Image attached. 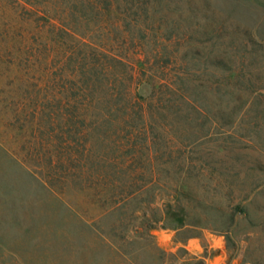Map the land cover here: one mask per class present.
Masks as SVG:
<instances>
[{
  "label": "rangeland",
  "instance_id": "374dc122",
  "mask_svg": "<svg viewBox=\"0 0 264 264\" xmlns=\"http://www.w3.org/2000/svg\"><path fill=\"white\" fill-rule=\"evenodd\" d=\"M110 1L73 23L126 57L147 130L109 117L103 176L81 178L62 163L67 114L38 134L36 80L15 78L41 18L0 0V264H264V0Z\"/></svg>",
  "mask_w": 264,
  "mask_h": 264
},
{
  "label": "trees",
  "instance_id": "16d2710c",
  "mask_svg": "<svg viewBox=\"0 0 264 264\" xmlns=\"http://www.w3.org/2000/svg\"><path fill=\"white\" fill-rule=\"evenodd\" d=\"M20 1L22 6L31 12L32 18H41L36 29V45L25 44L23 38L22 43L25 46L17 53L20 56L19 61L29 65L30 76L27 73L15 75L16 79L25 83L32 78L36 80V83H32L34 96L31 97L33 103L29 109L35 118L34 128L38 134L45 128L50 130L54 125V117L65 111L68 117L65 126L69 135L63 142L65 151L62 163H65L66 173L81 178L101 177L103 173L98 169V165L102 157L93 150V143L99 137L96 135L97 132L99 134L109 129V125L112 124L108 121L109 117L115 116L120 110L121 122L126 123V120L135 115L141 121L139 129L142 132L147 130V109L133 90L135 71L126 57L110 51L101 43L91 41V31L89 29L78 31L73 23L72 17L76 14L74 18L79 21L85 20L86 15L97 17L95 21L98 24L103 16V9L107 8L102 6L103 2L109 1L107 3L109 5L111 1ZM81 9H86L85 13L80 12ZM59 34L63 35L66 42L56 43L54 48L50 41ZM155 76L162 80L157 81L158 87L174 89L171 77ZM52 136L49 133L48 138ZM125 140L126 142L132 140L129 132ZM145 141L146 139L138 148L148 149ZM49 142L43 145L47 152ZM133 147L134 143L126 146L132 149L127 153L125 162H130L134 158L136 149ZM146 157L149 158L150 155ZM130 194L127 193L126 196ZM174 220L176 228L184 224L182 216H176ZM146 227L150 229L151 226ZM152 245L158 252L163 253L153 241Z\"/></svg>",
  "mask_w": 264,
  "mask_h": 264
}]
</instances>
